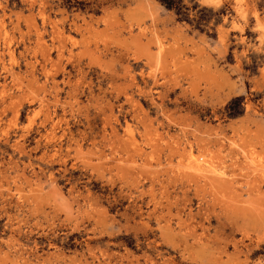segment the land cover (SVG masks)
Segmentation results:
<instances>
[{"label": "rangeland", "instance_id": "obj_1", "mask_svg": "<svg viewBox=\"0 0 264 264\" xmlns=\"http://www.w3.org/2000/svg\"><path fill=\"white\" fill-rule=\"evenodd\" d=\"M195 2L0 0V264H264V0Z\"/></svg>", "mask_w": 264, "mask_h": 264}, {"label": "trees", "instance_id": "obj_2", "mask_svg": "<svg viewBox=\"0 0 264 264\" xmlns=\"http://www.w3.org/2000/svg\"><path fill=\"white\" fill-rule=\"evenodd\" d=\"M162 5H164L167 9L173 10L178 19L182 21H187L193 24L196 28L201 31H207L205 25L207 24L209 17L205 14V11H208L207 7H203L198 10L195 14V17L191 18L190 9L188 5L184 3V0H158ZM199 4L197 2L194 3L193 8H199ZM244 96H236L233 97L225 106V114L229 118H235L241 116L245 111L244 105Z\"/></svg>", "mask_w": 264, "mask_h": 264}, {"label": "clouds", "instance_id": "obj_3", "mask_svg": "<svg viewBox=\"0 0 264 264\" xmlns=\"http://www.w3.org/2000/svg\"><path fill=\"white\" fill-rule=\"evenodd\" d=\"M184 2H185V3H187V2H188V0H184ZM197 2H198V0H197Z\"/></svg>", "mask_w": 264, "mask_h": 264}]
</instances>
